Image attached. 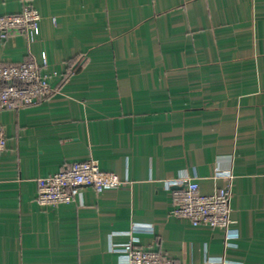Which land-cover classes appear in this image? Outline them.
I'll list each match as a JSON object with an SVG mask.
<instances>
[{
	"label": "crops",
	"instance_id": "obj_1",
	"mask_svg": "<svg viewBox=\"0 0 264 264\" xmlns=\"http://www.w3.org/2000/svg\"><path fill=\"white\" fill-rule=\"evenodd\" d=\"M25 6L38 35L0 39V65L44 58L56 76L46 100L0 111V264H120L132 245L264 264V0H0V15ZM89 160L122 186L35 202L39 178ZM228 177L226 231L172 215V183L211 194Z\"/></svg>",
	"mask_w": 264,
	"mask_h": 264
},
{
	"label": "built area",
	"instance_id": "obj_2",
	"mask_svg": "<svg viewBox=\"0 0 264 264\" xmlns=\"http://www.w3.org/2000/svg\"><path fill=\"white\" fill-rule=\"evenodd\" d=\"M40 15L30 7L21 13L0 15V39L22 33L29 41L38 35ZM33 61L0 65V111L16 110L41 103L54 92L49 79L56 76L43 74L46 67ZM17 84H21L17 86ZM6 149V139L0 128V154ZM211 194H202L199 184L183 179L170 185L172 190V215L188 220L193 226L227 230L232 224L231 177ZM35 202L45 208H56L81 198V188L90 186L95 193L114 190L122 186L119 177L102 171L95 161L75 162L61 171L37 180ZM120 264H177L166 255L149 252L135 246L126 249V257Z\"/></svg>",
	"mask_w": 264,
	"mask_h": 264
},
{
	"label": "trees",
	"instance_id": "obj_3",
	"mask_svg": "<svg viewBox=\"0 0 264 264\" xmlns=\"http://www.w3.org/2000/svg\"><path fill=\"white\" fill-rule=\"evenodd\" d=\"M67 77H68V74L63 77V80L61 81V84H62V82H64L67 79ZM20 85L21 84H17V86H20Z\"/></svg>",
	"mask_w": 264,
	"mask_h": 264
}]
</instances>
